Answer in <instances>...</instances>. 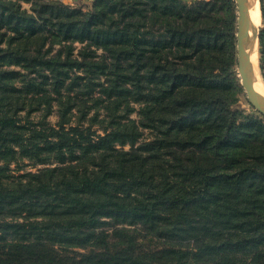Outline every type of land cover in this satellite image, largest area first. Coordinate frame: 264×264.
<instances>
[{
	"label": "trees",
	"instance_id": "trees-1",
	"mask_svg": "<svg viewBox=\"0 0 264 264\" xmlns=\"http://www.w3.org/2000/svg\"><path fill=\"white\" fill-rule=\"evenodd\" d=\"M235 22L234 0H0V264H264Z\"/></svg>",
	"mask_w": 264,
	"mask_h": 264
},
{
	"label": "water",
	"instance_id": "water-1",
	"mask_svg": "<svg viewBox=\"0 0 264 264\" xmlns=\"http://www.w3.org/2000/svg\"><path fill=\"white\" fill-rule=\"evenodd\" d=\"M236 3V61L239 81L249 104L264 116V94L258 92L252 82L250 56L247 44L248 0H234ZM259 36L257 30V38ZM264 83V81H263Z\"/></svg>",
	"mask_w": 264,
	"mask_h": 264
},
{
	"label": "rangeland",
	"instance_id": "rangeland-1",
	"mask_svg": "<svg viewBox=\"0 0 264 264\" xmlns=\"http://www.w3.org/2000/svg\"><path fill=\"white\" fill-rule=\"evenodd\" d=\"M47 1H52V0H47ZM60 1H62L64 4L70 5L72 7H80L83 10H87L88 8H90V6L93 2V0H60ZM21 5L23 8H26L27 10H30L31 6H32L31 2H24V1L21 2ZM259 9H260V21H259V25H258L259 36L257 38V48H258L257 62H258L259 73L261 75L262 80L264 81V43L261 44L260 39H259L260 35L264 32V0H259ZM235 10H236V3H235ZM236 15H237V10H236ZM235 27H236V22H235ZM235 32H236V28H235ZM235 60H236V37H235ZM234 68H235V70L237 72V76L239 78V73H238V69H237V61L234 65ZM236 107L238 109H241L242 112H244V113H249V114L261 116V114L258 111H256L249 104L243 89H242V92L239 94V99H238V102L236 104ZM132 116L135 117L136 114L133 113ZM261 118L264 120L263 115L261 116ZM49 119L52 122H55L57 117L55 114H53L49 117Z\"/></svg>",
	"mask_w": 264,
	"mask_h": 264
},
{
	"label": "bare ground",
	"instance_id": "bare-ground-1",
	"mask_svg": "<svg viewBox=\"0 0 264 264\" xmlns=\"http://www.w3.org/2000/svg\"><path fill=\"white\" fill-rule=\"evenodd\" d=\"M248 32L247 44L250 56V67L254 88L264 94V83L259 73L257 62V30L260 21L259 0H248Z\"/></svg>",
	"mask_w": 264,
	"mask_h": 264
}]
</instances>
